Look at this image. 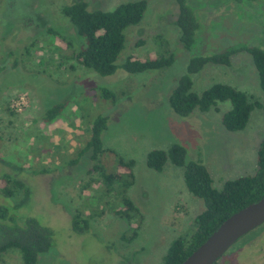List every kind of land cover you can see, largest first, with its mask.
<instances>
[{"label":"rangeland","instance_id":"1","mask_svg":"<svg viewBox=\"0 0 264 264\" xmlns=\"http://www.w3.org/2000/svg\"><path fill=\"white\" fill-rule=\"evenodd\" d=\"M71 1L0 0V187L7 185L6 176L25 182L31 192L18 210L19 219L35 217L54 232L38 264H161L173 239L194 232V217L204 204L186 188L182 167L167 162L161 171L153 170L146 165V153L179 142L186 147V161L201 157L213 186L221 188L225 180L255 171L264 113L253 108L243 130L229 131L220 120L228 101L185 117L171 109L169 95L192 54L178 41L174 0H147L142 20L125 29V46L117 58L121 63L127 56L142 59L171 51L173 63L140 73L118 68L106 76L73 56L79 37L62 12ZM85 1L89 9L112 10L130 0ZM189 2L200 26L195 52L218 51L237 41L264 48V0ZM157 34L164 37L163 45ZM193 80L196 92L225 82L251 100L264 98L257 70L244 51L231 56L230 66L206 65ZM101 87L115 93L113 102L101 96ZM57 103H64L60 114L43 120L45 110ZM99 114L108 117L100 165L115 172L117 158L108 150L134 161V182L127 192L140 220L128 222L115 212L119 194H104L88 153L69 163ZM14 190L16 201L22 191ZM79 212L88 220V229L80 233L71 227ZM0 264H22L19 251L1 253ZM218 264H264V227L237 240Z\"/></svg>","mask_w":264,"mask_h":264},{"label":"trees","instance_id":"2","mask_svg":"<svg viewBox=\"0 0 264 264\" xmlns=\"http://www.w3.org/2000/svg\"><path fill=\"white\" fill-rule=\"evenodd\" d=\"M174 1L178 10L174 20L178 30V41L192 54L187 60L186 71L179 76L169 95V106L177 115L185 117L195 110L206 112L217 102L228 101L230 107L224 110L220 117L222 125L229 131L243 130L253 108H261L264 113V98L251 100L246 92L225 82H215L196 92L192 89L193 75L208 64L230 66L231 56L244 51L251 56L258 73L260 88L264 92V48L260 44L237 41L218 51L195 52L196 35L200 27L195 11L189 0ZM234 1L251 3L255 0ZM146 8L147 0L121 2L112 10L89 9L85 0H72L64 5L62 12L74 26L79 37L77 48L73 51L75 59L85 68L92 69L102 76L111 75L118 68L129 73H140L169 67L175 58L171 51L157 57L142 59L127 56L123 62H117L125 46V29L138 24ZM157 37L163 45L164 37L160 34H157ZM99 91L105 99L112 102L115 100V93L112 90L101 87ZM63 104L57 103L45 110L43 120L54 119L62 111ZM107 124L106 115L95 116L89 126V136L85 144L69 163L75 164L82 155L88 153L93 168L101 177L104 194L111 192L119 194L120 208L115 212L128 222L136 217L140 220L141 213L127 192L128 187L134 182V161L124 159L113 150H108L117 158L115 172L107 173L100 165V156L105 152L102 134ZM186 153V147L179 142L171 143L166 149L153 148L146 153V165L153 170L161 171L167 162L182 167L186 188L192 195L202 199L204 204V209L194 217V232L188 238L173 239L162 257L161 264H180L224 219L264 196V138L257 148L255 171L227 179L221 188L213 186V179L202 158L186 161ZM6 180L7 185L0 187V254L16 249L20 253L22 264H38V256L50 250L54 232L49 226L40 224L35 217L26 216L19 219L18 210L28 200L31 190L22 180L11 181L9 176H6ZM14 189L22 191V197L16 201L12 199L15 196ZM72 217V230L80 233L88 229V220L82 218L80 212ZM263 227L264 223L242 237L251 235ZM214 264H218V260Z\"/></svg>","mask_w":264,"mask_h":264},{"label":"water","instance_id":"3","mask_svg":"<svg viewBox=\"0 0 264 264\" xmlns=\"http://www.w3.org/2000/svg\"><path fill=\"white\" fill-rule=\"evenodd\" d=\"M264 223V196L224 219L180 264H214L242 236Z\"/></svg>","mask_w":264,"mask_h":264},{"label":"flooded vegetation","instance_id":"4","mask_svg":"<svg viewBox=\"0 0 264 264\" xmlns=\"http://www.w3.org/2000/svg\"><path fill=\"white\" fill-rule=\"evenodd\" d=\"M233 2H236V1H234V0H232Z\"/></svg>","mask_w":264,"mask_h":264}]
</instances>
